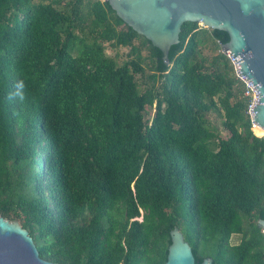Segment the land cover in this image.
<instances>
[{
	"label": "trees",
	"instance_id": "trees-1",
	"mask_svg": "<svg viewBox=\"0 0 264 264\" xmlns=\"http://www.w3.org/2000/svg\"><path fill=\"white\" fill-rule=\"evenodd\" d=\"M229 40L186 22L166 63L108 1L0 0V215L60 264H165L175 227L197 264H264V137Z\"/></svg>",
	"mask_w": 264,
	"mask_h": 264
},
{
	"label": "water",
	"instance_id": "water-1",
	"mask_svg": "<svg viewBox=\"0 0 264 264\" xmlns=\"http://www.w3.org/2000/svg\"><path fill=\"white\" fill-rule=\"evenodd\" d=\"M117 15L138 34L149 39L169 63V52L180 41L182 26L197 22L228 33L222 44L239 73L258 92L254 123L264 128V0H106ZM264 231V220H259ZM165 264H197L182 231H171ZM0 264H60L43 259L28 229L0 215ZM200 264H213L205 258Z\"/></svg>",
	"mask_w": 264,
	"mask_h": 264
},
{
	"label": "rangeland",
	"instance_id": "rangeland-1",
	"mask_svg": "<svg viewBox=\"0 0 264 264\" xmlns=\"http://www.w3.org/2000/svg\"><path fill=\"white\" fill-rule=\"evenodd\" d=\"M201 26L204 27L202 24H201ZM204 28H206V27H204ZM205 36H207V38H208L209 34H206ZM208 41L211 42L210 46H211V50H212V47H214L216 45H215V43H213V41L210 40V38H208ZM107 52L109 55H113L114 57H116L120 64H122L123 61L129 59L130 53H131L129 47H119L116 49L115 48H108ZM143 55L145 58H148L149 57V51L145 50L143 52ZM150 73H152L151 70L148 67H146V74L149 75ZM140 81H141V83L145 84L146 82L148 83L149 79L148 78L147 79L141 78ZM209 119H211V121L214 123V125L217 127V129L220 131V133L225 135V131H224V128L222 126V118L218 114L213 113V114L209 115ZM262 136H264V135H262ZM239 241H240L239 236H233V238H232L233 243H238Z\"/></svg>",
	"mask_w": 264,
	"mask_h": 264
},
{
	"label": "built area",
	"instance_id": "built-area-1",
	"mask_svg": "<svg viewBox=\"0 0 264 264\" xmlns=\"http://www.w3.org/2000/svg\"><path fill=\"white\" fill-rule=\"evenodd\" d=\"M102 1H106V0H102ZM222 52L225 53L227 55V57L230 59L231 61V64L233 65V68H234V73H235V76L241 80V82L244 84V96L248 99V108H247V114L249 115L251 121H252V124L253 126H255V123H254V113H253V109L256 105V99L258 98V92L257 90L254 88L253 85H251L244 76H242L239 71H238V67H237V63L236 61L234 60V58L232 57L231 54H229L228 52H225L223 49H222Z\"/></svg>",
	"mask_w": 264,
	"mask_h": 264
},
{
	"label": "bare ground",
	"instance_id": "bare-ground-1",
	"mask_svg": "<svg viewBox=\"0 0 264 264\" xmlns=\"http://www.w3.org/2000/svg\"><path fill=\"white\" fill-rule=\"evenodd\" d=\"M253 130H254V132H255L256 135H259L261 137H264V136H262V135H264V128L263 127H261L259 125H255L253 127Z\"/></svg>",
	"mask_w": 264,
	"mask_h": 264
},
{
	"label": "flooded vegetation",
	"instance_id": "flooded-vegetation-1",
	"mask_svg": "<svg viewBox=\"0 0 264 264\" xmlns=\"http://www.w3.org/2000/svg\"><path fill=\"white\" fill-rule=\"evenodd\" d=\"M236 236H239V235H236Z\"/></svg>",
	"mask_w": 264,
	"mask_h": 264
},
{
	"label": "clouds",
	"instance_id": "clouds-1",
	"mask_svg": "<svg viewBox=\"0 0 264 264\" xmlns=\"http://www.w3.org/2000/svg\"><path fill=\"white\" fill-rule=\"evenodd\" d=\"M253 125V124H252ZM254 127V126H253Z\"/></svg>",
	"mask_w": 264,
	"mask_h": 264
}]
</instances>
